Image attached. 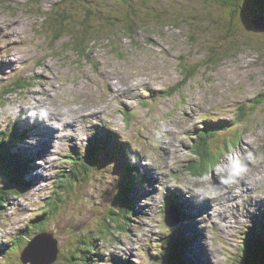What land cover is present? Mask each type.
Here are the masks:
<instances>
[{"label": "rangeland", "instance_id": "rangeland-1", "mask_svg": "<svg viewBox=\"0 0 264 264\" xmlns=\"http://www.w3.org/2000/svg\"><path fill=\"white\" fill-rule=\"evenodd\" d=\"M82 1L87 7L72 10L70 0H0V133L16 130L11 134L10 152L23 158L24 172L32 183L28 193L10 195L0 224V244L28 237L31 221L42 213L49 196L59 191L55 186L62 175L70 173L71 154L83 155L96 139L108 143L98 151L94 171L69 186L65 201L55 211L56 219L49 221L60 253L72 244L76 232L80 239L95 244L90 264H176L180 247L174 254V245L194 223L191 243L184 244L183 264H237L247 242L263 248L264 0H242L237 7L211 0ZM123 2L127 13L132 5L139 10L136 34L107 18L106 10ZM69 8L76 11L82 28L90 24L88 33L80 28L77 35L67 27L62 17ZM151 10L167 12L162 17H169L168 22L158 24L154 16L151 19L155 14L150 15ZM99 12L103 18H98ZM53 20L56 25H67L58 40L65 29L53 30ZM236 20L242 32L251 35L254 46L245 39L250 40L249 36L240 39L239 32V38L229 33L228 23L237 26ZM95 25H102L101 30ZM85 48L90 49V56H83ZM184 60L200 66L186 86L181 70ZM21 79L28 80L29 87L9 92ZM51 111L54 123L44 117ZM241 111L246 114L243 122L238 118ZM34 114L39 122L32 119ZM94 115L93 122L88 116ZM209 118L230 126L235 121L236 126L227 134L223 127L218 135L207 126L205 155L193 142L200 141L197 132L205 122L217 124ZM73 120L81 132L62 125ZM57 127V140L51 139ZM35 134L39 138L33 139ZM130 156L140 157L142 176L140 182L131 174L132 186L125 181V172H130L134 162ZM29 157L33 159L30 164ZM7 162L12 164L11 159ZM177 186L187 191L182 190L188 194V203L169 209L179 195L171 197L168 191ZM165 198L169 203L163 213ZM213 200L216 210L208 218L205 209ZM203 204L207 207L200 210ZM113 211L118 213L116 224L120 220L126 225L111 234L99 225L100 239L96 221L106 213L114 219ZM190 214L197 215L195 220ZM178 226L177 232L183 235L175 232ZM34 230L32 234L48 226ZM17 245L23 248L22 243L12 247ZM9 249L8 242L4 256L12 254ZM20 252L9 255L7 264H22ZM54 264H65L63 257Z\"/></svg>", "mask_w": 264, "mask_h": 264}, {"label": "trees", "instance_id": "trees-1", "mask_svg": "<svg viewBox=\"0 0 264 264\" xmlns=\"http://www.w3.org/2000/svg\"><path fill=\"white\" fill-rule=\"evenodd\" d=\"M85 1H87V0H85ZM211 1L214 3L224 5V6L232 5L233 7H237L238 3L242 0H211ZM70 2L74 3V4H72V10L75 8H78V6L79 7H81L82 5H84V7L86 6V3L83 2L82 0H70ZM113 6L115 8H111V10H109V9L106 10V11H108V12H106L107 18H109V20L112 21L113 25H116V24L120 25L121 24V26H124L123 30H125L126 32H129V34H131V35L134 33L136 34L135 31L138 30V19H137V17H138L139 10L136 8L138 10V12H137V10L134 9L135 7L133 5H132V7H130V5H129L130 8H129V11L127 13V10H125V8H124L125 7L124 2L119 3V4H115ZM260 6H262V4ZM150 8H152V6ZM254 10H258V9H254ZM161 11L151 10L150 15L155 13L154 15H151L152 16L151 19L154 16V18L157 19V23L160 24L161 26H164L163 23L164 22L167 23L169 17L164 19L162 17V14L167 13V12H165L163 10H161ZM75 12L76 11L72 12L71 9L69 8V13L66 12V14L62 17V18H65V20L67 21V22H65V24L67 23L68 26L65 24H63V26L56 25V20H53V23H52L53 24V30H55V29L59 30L60 27H61V29H65V30L60 31V35L56 38L57 40L60 39L64 33H66L67 27L70 30H74L75 31L74 34H77V35L79 34L78 30L80 28H82L83 25H82L81 21L78 20V18H77L78 16L75 14ZM89 13H92V12L89 11ZM100 14H102V13H100V12L98 13V18H103V17H100ZM228 25H229L228 30H229L230 34H232L234 37H237V34L239 32L240 39L243 38L241 36L247 35V36H249L250 40H248L247 37L245 39L248 42L250 41L249 44H251V35L242 32L241 25H239L238 20H236L237 26L232 27V24H230V23H228ZM88 26H84L85 28H82V31L83 32L85 31L86 33H88L87 32ZM101 27H102V25H95V29L97 31H98V29L101 30ZM83 35H85V34H83ZM239 37H237V38H239ZM83 40H85V39H83ZM243 43H244V41L241 42V44H243ZM79 44H81V43H79ZM252 44L254 46L253 41H252ZM252 44H251V46H252ZM246 46H247V44L245 43L241 47H246ZM255 46H257V45H255ZM236 48L240 49L239 46H237ZM234 50H235V46H234ZM90 52L91 51L89 48H85L83 51V56H87V55L90 56L89 55ZM85 53L87 55H85ZM213 57H217V55H213ZM186 62L187 61L184 60V63H182V65H181L182 74L185 76V79H183V85H185V86L188 84V81L191 80L192 76H194L197 73V71L200 70V66H196L194 64L193 65L192 64H186ZM27 81L28 80H23V79L19 80V82L15 83L12 86V88L9 89V92H12L15 87H17L18 89H24V90L27 89L29 87ZM175 90L178 91V88H176ZM256 104H258V103H256ZM254 108L257 109L256 106ZM243 109L244 108L242 107V110ZM243 112L241 111V113H239V116H238L239 120H241L242 122L245 121L244 118L246 117V114ZM241 125H242V123L239 124L238 127H240ZM15 127H16V125L14 126V128ZM15 132H16V130L12 131L10 134H9V131L0 133V222L2 221L4 213H6L8 211V207L10 206V201H9L10 195H15L17 193H19V194L26 193L27 189L30 186L29 183H26L27 182L26 177H25L26 172H24L25 167L23 164L24 163L23 158H21L20 155H13L10 152L11 146L9 144H10L11 138H12L11 134L14 135ZM208 139H209V135L203 139L205 147H206V144L208 142ZM199 144L200 143H198V145H197V150H199L201 153H205V155H207L208 149H206L205 147L200 148ZM96 158H98L97 155H93V153H91L85 159L79 158V157L77 158V156L75 155L71 159L73 161L71 162V168L69 169L70 171L68 170L70 173L66 176H65V174H67V173H65L64 177H62L58 182L60 184H57L56 186L58 188H64L65 191H67L68 189H70V187H72L74 185V183H76V182L78 183V181H81L83 179H87L88 175L93 170L94 164L98 162L96 160ZM9 159L12 160L11 165H9L7 162ZM5 181H7L8 185H6V183H4ZM24 189H25V191H24ZM117 197H118V195H117ZM62 201H65V193L64 192L57 194V191H56L55 195L53 193L52 198H50L47 201L46 205L43 206L45 208L42 210V213H39V216L31 221L33 224L30 226L31 229H30V232L27 233V235L31 236V234L33 232H35V230H34L35 228H37V231H38L41 227L44 228L45 226H48V230H49V228L51 227L49 224V221H54L56 219L57 213H55V211H56V209L58 211L59 203ZM115 205H116V203H115ZM116 214L118 215V213L116 211L115 212L113 211L111 213V216L115 219L114 220V219H111L108 217L109 213H106V215L104 217L99 218V221L97 219V221H96L97 225L98 226L104 225L106 228L109 229V231H110L109 233L111 234L113 231H116L120 225L123 224V222H120V220H119V223L116 224V222H118V216ZM104 220H106V222H104ZM123 225H126V224H123ZM101 226H99L100 228H98V230H97V232H98L97 236L100 239H102V237H100ZM44 231H46V230H42L40 232H44ZM109 235H108V237H111ZM30 240L31 239L27 236H20L17 241H14V243H15L14 245L21 244V243L23 245H25ZM71 243L72 244L68 248L63 247L61 249L62 253H60L59 257H60V259H61V257H63L65 264H90L91 262H93L92 253L95 251L94 242H91V241L85 240V239H80L78 234L75 232L73 234ZM257 244L261 245L262 243H260V241H259V242H257ZM14 245H12V246H14ZM12 246H10V249H9L12 252V254H9L10 256L17 254L19 252V250L23 249V248L20 249V246H18V245H17L18 247H12ZM244 249L245 250L241 253L240 259L237 260V264H264V247L259 248L254 243H248L247 245L244 246ZM183 252H184V250L182 249L181 256H182ZM0 253H2L1 255L4 257V258H1V260H3L4 262L9 261L11 259L9 257V255L4 256L7 253V250L2 251ZM20 257H21V254H20ZM179 257H180V255L178 254V256H176V258H179Z\"/></svg>", "mask_w": 264, "mask_h": 264}, {"label": "bare ground", "instance_id": "bare-ground-1", "mask_svg": "<svg viewBox=\"0 0 264 264\" xmlns=\"http://www.w3.org/2000/svg\"><path fill=\"white\" fill-rule=\"evenodd\" d=\"M18 37V36H17ZM14 46H16V45H14ZM14 48H16V47H14ZM13 48V49H14ZM12 49V48H11ZM17 50V49H16ZM14 51V50H13ZM16 57V56H15ZM9 61V60H8ZM10 62V61H9ZM8 62V63H9ZM44 105L45 104H43V105H41V108H45L44 107ZM46 107H47V105H46ZM41 115V114H40ZM35 116H37L36 114H34V118H32V119H34L35 120V122H39V120L37 121L36 119H35ZM41 117V116H40ZM46 119H53V123H54V120L56 119V116H55V114L53 113V111H51V112H49L48 113V115L47 116H44ZM44 117H42L41 119H44ZM88 117H91V118H89L90 120H92L93 122H94V118L96 117L95 115L94 116H88ZM193 117V116H192ZM61 118V117H60ZM37 119H38V116H37ZM84 120V119H83ZM74 121H77V120H73V121H65V123H63L62 125L64 126V125H67V124H69V129L72 131V128L74 127V129L76 130V131H79L80 130V132H81V128H80V126L79 125H74L73 123H71V122H74ZM100 121V120H99ZM58 122V121H57ZM56 122V123H57ZM84 122V121H83ZM91 122V121H90ZM101 122V121H100ZM92 123V122H91ZM97 123V122H96ZM102 123V122H101ZM94 125V124H93ZM211 125V124H210ZM35 127H37V125H34ZM54 127V126H53ZM223 129V128H222ZM55 130H56V134H55V136H54V134H53V136H50L51 137V139H53V137H55L56 138V140H57V134L58 133H60V131L58 130V127L57 128H55ZM83 131V130H82ZM41 133H42V135L45 133V132H43L42 130H41ZM50 134H52V133H49V134H45V136L47 135V136H49ZM119 134V133H118ZM68 136H69V138H73V135H72V133H68ZM34 137H36V138H34ZM33 137V139H37V138H39L36 134H35V136ZM42 138V137H41ZM76 138V137H75ZM44 140V139H43ZM168 144V143H167ZM56 147V146H55ZM43 149V148H42ZM51 149V148H50ZM26 151H27V149H26ZM28 152V151H27ZM258 170V169H257ZM260 170V169H259ZM261 170H264V169H261ZM139 172H140V169H139ZM150 172V171H149ZM259 173H260V171H259ZM259 173H257V174H259ZM263 174H264V172H263ZM259 175H261V174H259ZM246 176V175H245ZM250 176H252V175H250ZM257 177H258V175L256 176L255 175V177H254V180H257ZM238 178V177H237ZM243 178V176L241 177V179ZM253 178V177H252ZM253 179H251L250 178V180L248 181V183H249V185L251 184V181H252ZM238 181V180H237ZM253 182V181H252ZM255 182V181H254ZM155 184H159V179H158V177L156 178V180H155ZM236 184V183H235ZM258 184H261V182L260 181H258ZM220 185H223V183H220ZM238 185V184H237ZM253 185V184H252ZM256 185V184H255ZM235 186V185H234ZM206 187V186H205ZM256 187V186H255ZM237 188V187H236ZM235 188V189H236ZM239 188V187H238ZM250 188V187H249ZM231 189V188H230ZM234 189V190H235ZM171 190V189H170ZM24 191H25V189H24ZM157 191V190H156ZM231 192H232V190H230ZM257 191V190H256ZM182 192V193H181ZM237 192V191H236ZM241 192V191H240ZM248 192V191H247ZM258 192V191H257ZM21 193V192H20ZM255 193V192H254ZM22 194V193H21ZM256 194V193H255ZM255 194H254V196H255ZM177 195H179V197L177 196V200H178V202L180 203V206L181 207H184L185 205H186V201H187V198H188V194H185L180 188H178L177 189ZM183 195V196H182ZM223 195H225V194H223ZM262 195V194H261ZM195 196V195H194ZM197 197V196H196ZM229 197V196H228ZM243 197V196H242ZM241 197V198H242ZM179 198H181V200L182 199H185V201H182V202H180L179 201ZM213 198V197H212ZM210 199V198H209ZM229 199V201H231V199L230 198H228ZM173 200H175V198H173ZM195 200H197L195 197H194V201ZM217 200V199H216ZM263 200V199H262ZM262 200H257V204H259V203H263V201ZM214 201V200H213ZM252 202H253V204H256V203H254V201L253 200H251ZM175 203H177V204H179L177 201H174ZM188 202V201H187ZM249 202V201H248ZM256 202V201H255ZM214 203H216V201H214L213 203H208L209 204V206H210V208H208L207 207V205H205V204H203V205H201L200 206V210H202V209H205L206 207V209H205V211L206 210H208V211H206V217H211V215H212V213L216 210V207H215V204ZM238 203V202H237ZM230 204V203H229ZM264 204V203H263ZM236 205V204H235ZM251 205V204H250ZM218 206V205H217ZM234 206V205H233ZM232 206V207H233ZM220 207V206H219ZM224 207H226V204H224ZM233 208H235V207H233ZM197 210V209H196ZM220 210H221V208H220ZM219 210V211H220ZM223 210V209H222ZM225 210V209H224ZM253 210V209H252ZM198 211V210H197ZM212 212V213H211ZM217 213V212H216ZM223 213V212H222ZM211 214V215H210ZM236 214V213H235ZM258 214V213H257ZM222 215V214H221ZM194 216H197L196 214L195 215H193V214H190V217H191V219H194ZM226 217V216H225ZM205 218V217H204ZM203 218V219H204ZM241 218V217H240ZM247 218V217H246ZM225 219V218H224ZM195 220V219H194ZM214 220H212V222H213ZM193 224V223H192ZM193 228H196V225H195V223H194V226H193ZM189 230H191V229H189ZM189 230H187L186 232H188ZM198 232V231H197ZM231 233V232H230ZM177 235H183L182 233H181V231L178 233L177 232ZM203 235H201L200 236V238L201 239H203L204 240V238L202 237ZM189 237H187V235L185 234V235H183L182 236V238H181V240H182V242H190L189 241ZM202 241V240H201ZM203 242V241H202ZM205 242H203V244H204ZM208 247V246H207ZM209 249V248H208ZM214 253V252H213ZM211 264H212V261H211Z\"/></svg>", "mask_w": 264, "mask_h": 264}, {"label": "water", "instance_id": "water-1", "mask_svg": "<svg viewBox=\"0 0 264 264\" xmlns=\"http://www.w3.org/2000/svg\"><path fill=\"white\" fill-rule=\"evenodd\" d=\"M256 24L258 26V23ZM258 28H262L263 30H261L264 31V27ZM58 244L59 241L51 231L41 233L24 249L21 261L23 264H54L59 257L60 250Z\"/></svg>", "mask_w": 264, "mask_h": 264}, {"label": "clouds", "instance_id": "clouds-1", "mask_svg": "<svg viewBox=\"0 0 264 264\" xmlns=\"http://www.w3.org/2000/svg\"><path fill=\"white\" fill-rule=\"evenodd\" d=\"M226 182V181H225Z\"/></svg>", "mask_w": 264, "mask_h": 264}]
</instances>
